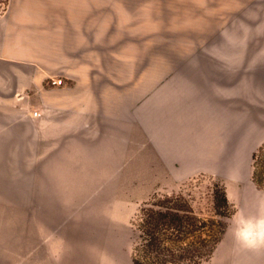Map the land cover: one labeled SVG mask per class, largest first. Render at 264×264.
Instances as JSON below:
<instances>
[{
    "label": "crops",
    "instance_id": "1",
    "mask_svg": "<svg viewBox=\"0 0 264 264\" xmlns=\"http://www.w3.org/2000/svg\"><path fill=\"white\" fill-rule=\"evenodd\" d=\"M89 24L63 4H0V264H135L140 208L197 175L229 182L238 227L262 230L264 249L253 35L142 80L124 61L95 67ZM231 264H264V251Z\"/></svg>",
    "mask_w": 264,
    "mask_h": 264
},
{
    "label": "rangeland",
    "instance_id": "2",
    "mask_svg": "<svg viewBox=\"0 0 264 264\" xmlns=\"http://www.w3.org/2000/svg\"><path fill=\"white\" fill-rule=\"evenodd\" d=\"M250 1L0 0V4H63V13L85 17L88 25L93 21L95 67L124 61L127 76L134 69L136 78L140 75L143 80L152 67L158 66L157 71H162L167 66L189 63L202 49L230 48L228 41L238 48L249 35H253V44L258 48L253 53L257 60L264 52V4H246ZM16 156L13 155L14 161ZM14 176L20 177L21 169L15 168ZM215 186L218 190L231 187L224 179L197 175L181 182L172 192L159 195L157 202L181 195L197 213L209 218ZM230 203L234 214L228 230L202 264H231L234 256L262 255L264 251L262 230L238 227V206ZM237 239L251 248L241 249L236 255Z\"/></svg>",
    "mask_w": 264,
    "mask_h": 264
},
{
    "label": "trees",
    "instance_id": "3",
    "mask_svg": "<svg viewBox=\"0 0 264 264\" xmlns=\"http://www.w3.org/2000/svg\"><path fill=\"white\" fill-rule=\"evenodd\" d=\"M251 179L264 190V145L253 155ZM160 196L143 205L135 218L139 238L134 263L202 264L226 234L234 214L226 190L213 188L209 218L197 213L181 195L162 203L157 202Z\"/></svg>",
    "mask_w": 264,
    "mask_h": 264
},
{
    "label": "built area",
    "instance_id": "4",
    "mask_svg": "<svg viewBox=\"0 0 264 264\" xmlns=\"http://www.w3.org/2000/svg\"><path fill=\"white\" fill-rule=\"evenodd\" d=\"M52 84L53 85H62L63 84V80L62 79L54 80V81H52ZM34 116H37L36 112H34Z\"/></svg>",
    "mask_w": 264,
    "mask_h": 264
}]
</instances>
